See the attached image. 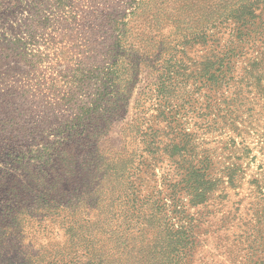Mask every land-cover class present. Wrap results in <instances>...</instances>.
Returning <instances> with one entry per match:
<instances>
[{
  "label": "rangeland",
  "instance_id": "1",
  "mask_svg": "<svg viewBox=\"0 0 264 264\" xmlns=\"http://www.w3.org/2000/svg\"><path fill=\"white\" fill-rule=\"evenodd\" d=\"M160 86L163 103L182 109L179 129L216 154L228 195L163 219L197 232L175 263L264 264V0H0V187L38 172L50 154H74L77 172L65 185L70 215L0 222V264H108V200L125 186L102 180L104 162L140 108L165 129ZM230 163L240 168L231 182ZM169 167L143 166V193ZM125 254L119 262L133 264Z\"/></svg>",
  "mask_w": 264,
  "mask_h": 264
},
{
  "label": "trees",
  "instance_id": "2",
  "mask_svg": "<svg viewBox=\"0 0 264 264\" xmlns=\"http://www.w3.org/2000/svg\"><path fill=\"white\" fill-rule=\"evenodd\" d=\"M223 62L221 66L226 68L232 61L228 59ZM261 66L262 61L253 62L244 69L250 68V71L246 72L254 78V73H259ZM161 87L154 95L158 99V116H162V120L167 122L165 129L156 130L155 123L150 124L151 121L145 117L146 112L140 108V114L124 129L123 147L109 149L108 160L105 159L104 162L103 168L108 176H102V180L109 177L108 181L112 186L117 183L125 186L121 199L111 196L108 200L112 212L108 216V264H122L119 262V254L124 251L125 255L129 256L128 259L134 261L133 264H176L175 262L181 260L186 246L197 243V232L194 227L185 224L175 230L168 222H164L167 225L163 226V219L169 216V212L189 216L188 206L194 208L206 203L218 190H221L219 197H228L225 188L219 187L224 180L223 176L214 174L216 154L205 149L197 150L195 134L179 129L180 125L175 122L183 117L180 113L182 109L163 103V96L166 97L167 92ZM118 93L113 91L112 97L117 98ZM192 106L190 111L193 114L198 110L192 109ZM201 113L211 114V111ZM233 132L235 133V130ZM231 142L236 146L235 139H231ZM62 153L54 156L50 154L44 159L45 167L38 172L28 170L25 172V179L16 175L14 183L0 187V222L5 226L9 224V227H14L28 222L27 219H31L34 213H43L50 218L70 215L72 206L64 201L65 185L72 181L77 172L74 168V154ZM163 156L167 157L162 158ZM58 158L60 164L57 163L55 168H47L57 162ZM164 159L170 161L171 167L167 171L163 170L162 179L154 180L151 188L153 191L143 193V166H156L157 160ZM68 164L72 166L68 168ZM173 164L174 176L171 172L174 169ZM237 166L233 163L225 166L224 171L226 170L230 182L235 180L234 176L240 169ZM154 176H157L156 173ZM121 205L125 211L130 213L132 209L133 213H137L138 219L134 221L131 218L133 215L122 213ZM148 226H157L159 233L148 231ZM69 262L70 260H66L63 264ZM70 264L100 263L74 260ZM123 264L130 263L123 259Z\"/></svg>",
  "mask_w": 264,
  "mask_h": 264
}]
</instances>
